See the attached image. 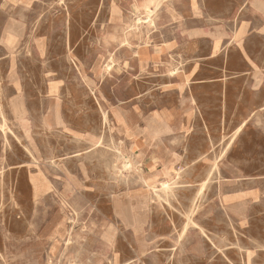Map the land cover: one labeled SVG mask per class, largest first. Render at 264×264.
<instances>
[{
	"label": "rangeland",
	"instance_id": "1",
	"mask_svg": "<svg viewBox=\"0 0 264 264\" xmlns=\"http://www.w3.org/2000/svg\"><path fill=\"white\" fill-rule=\"evenodd\" d=\"M126 6L0 0V264H264V104H240L236 125L201 104L211 146L157 134L191 62L182 41L168 55L165 7L137 28ZM127 198L139 228L116 209Z\"/></svg>",
	"mask_w": 264,
	"mask_h": 264
},
{
	"label": "crops",
	"instance_id": "2",
	"mask_svg": "<svg viewBox=\"0 0 264 264\" xmlns=\"http://www.w3.org/2000/svg\"><path fill=\"white\" fill-rule=\"evenodd\" d=\"M146 1L126 0L124 13L138 14L136 21L142 15L146 18L142 9ZM174 1L162 6L165 7L168 27L175 30L168 42V55L174 53L177 42L182 41V54L191 63L185 73L187 78L177 90L180 94L177 104L180 105L166 109L160 117H164L168 131L175 129L182 141L198 135L211 146L212 137L202 119L201 110L205 108L201 104H219L220 123L233 125L238 124L240 104H264V0ZM112 13L122 19L119 8L115 7ZM128 39L122 43H128ZM174 76L176 74L172 78ZM195 103L200 105L195 107ZM234 111L235 119L230 121ZM196 123L199 132L191 131V126ZM240 124L246 126L245 121ZM238 129L233 139L240 133L237 134ZM233 139L226 150L231 147ZM201 157L198 156V162Z\"/></svg>",
	"mask_w": 264,
	"mask_h": 264
},
{
	"label": "bare ground",
	"instance_id": "3",
	"mask_svg": "<svg viewBox=\"0 0 264 264\" xmlns=\"http://www.w3.org/2000/svg\"><path fill=\"white\" fill-rule=\"evenodd\" d=\"M164 2H165V0H148V1H146L145 3H144V5H142V9H143V11H144V13H145V15H146V18L144 19V20H142L141 18H138V20H137V26L139 27V26H142L143 24H148V25H152V24H154V20H153V18H154V15L161 9V7L164 5ZM133 6V5H132ZM141 7V6H140ZM131 8H133V7H131ZM142 30V29H141ZM12 42H14V40H12ZM126 65V64H125ZM106 67H110V65L108 64ZM127 67V66H126ZM124 68V67H123ZM105 69V68H104ZM112 69V68H111ZM111 69H109V70H111ZM106 70V69H105ZM178 71V70H177ZM175 72H176V70H175ZM101 73V72H100ZM175 74V73H174ZM173 75V74H172ZM84 79V78H83ZM85 82V81H84ZM0 94H1V89H0ZM1 98V97H0ZM195 101V100H194ZM193 101V102H194ZM0 102H1V100H0ZM118 102V101H117ZM183 102V101H182ZM188 102H189V100H188ZM196 102V101H195ZM196 104V103H195ZM185 105V104H184ZM183 104H182V106H184ZM182 108V107H181ZM118 109V108H117ZM264 110V109H263ZM1 116V115H0ZM118 117H120L119 115H118ZM103 118H104V121L107 123L108 122V116H107V113L105 112V111H103ZM153 119H157V121L159 122V124H160V128H159V130H157V134L158 133H160V132H163V131H168L169 130V127H168V125L165 123V121H164V119H161L160 118V116H158V115H155V117H153L152 119H150V123H149V125L152 123V120ZM4 120V119H3ZM122 120V119H121ZM119 122H120V120H118ZM57 124L58 125H61V120L58 118L57 119ZM109 126V125H108ZM244 126H245V124H242L241 125V127L238 129V131H237V134L239 133V132H241L242 131V129L244 128ZM4 127V126H3ZM150 127V126H149ZM4 129V128H3ZM2 129V130H3ZM23 129H25V132H27L28 134H26L27 135V137H28V140H29V127H28V123H24V125H23ZM49 129V128H48ZM4 134H6V133H4ZM156 134V135H157ZM156 135H154V136H156ZM25 137V136H24ZM128 137V136H127ZM163 139V138H162ZM234 140V139H233ZM6 142H7V140H6ZM168 143V142H167ZM229 146H230V144H229ZM229 149V148H228ZM132 150V149H131ZM30 151L32 152V153H34V154H36V153H38L37 152V148L34 146V144L32 143V141H30ZM187 151V150H186ZM227 151V150H226ZM132 152V151H131ZM119 155V154H118ZM178 156V155H177ZM222 156H223V154H222ZM225 156V155H224ZM121 157L123 158V167H124V169L125 170H127V169H130L131 168V165L129 164V160L126 158V157H124V156H122V154H121ZM177 158V157H176ZM186 158V157H185ZM119 160H120V158H119ZM221 160V159H220ZM219 160V161H220ZM92 162V161H91ZM198 162V161H197ZM233 163V162H232ZM108 164V163H107ZM105 166V165H104ZM221 166V165H220ZM85 167V166H84ZM217 167V166H216ZM115 168H116V166H115ZM110 169V168H109ZM108 169V170H109ZM113 169V168H112ZM66 170V169H65ZM116 170V169H115ZM124 170V171H125ZM215 169H213V171H214ZM67 171V170H66ZM178 172V171H177ZM180 172V171H179ZM182 172V171H181ZM121 173V172H120ZM214 174V173H213ZM68 175H69V173H68ZM87 177V176H86ZM212 177V176H211ZM219 177V176H218ZM110 178V177H109ZM111 179H113L112 177L110 178V180ZM113 180H111L110 182H112ZM116 181V180H115ZM210 181V180H209ZM208 180H207V182H209ZM2 182H4V180L2 181ZM1 182V183H2ZM119 182H121V181H119ZM124 182V181H123ZM206 182V183H207ZM32 183H33V186H34V191H35V194L38 196L39 194H41L46 188H47V184H46V182L44 181V180H42V179H38V178H33V180H32ZM126 183V182H125ZM124 183V184H125ZM119 186H120V184H119ZM152 186V185H151ZM162 186H164V188H167V186H168V184L167 183H163L162 184ZM203 187H205V185L203 186ZM202 187V188H203ZM160 191V190H159ZM202 192H203V190H202ZM204 195V194H203ZM155 196H156V194H155ZM197 196H198V194H197ZM201 196V195H200ZM200 198V197H199ZM201 199V198H200ZM203 199V198H202ZM161 200H163V199H161ZM166 201V200H165ZM196 202V201H195ZM204 202V201H203ZM146 204H147V202H146ZM194 204V203H193ZM194 207V206H193ZM143 208H144V205H143V203H139V202H137L136 200H132L131 198H127V199H125V200H121V201H119L117 204H116V209H117V211L118 212H120V213H122V217L131 225V226H133L134 228H139L140 226H142L143 225V223H144V219H145V216H144V212H142V210H143ZM210 208V207H209ZM211 209V208H210ZM185 211H187V210H185ZM62 212V211H61ZM63 213V212H62ZM188 217V216H187ZM189 221V220H188ZM187 221V222H188ZM117 224V223H116ZM196 226V225H195ZM113 228V227H112ZM113 230V229H112ZM41 235V234H40ZM7 236H8V234H7ZM115 236H116V234H115ZM73 240H72V235H70V238H69V241H68V243H70V242H72ZM88 247V246H87ZM85 248V247H84ZM80 249H82V248H80ZM83 250V249H82ZM201 250V249H200ZM85 251V250H84ZM83 252V251H82ZM93 257V256H92ZM96 258V257H95ZM111 260H113V259H111ZM108 261V260H107ZM129 262V261H128ZM78 263V262H77ZM113 264V263H112Z\"/></svg>",
	"mask_w": 264,
	"mask_h": 264
}]
</instances>
